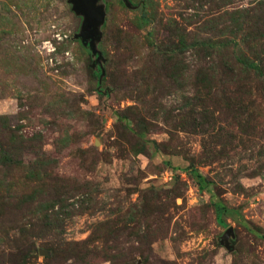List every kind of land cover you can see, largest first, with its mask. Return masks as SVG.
Returning <instances> with one entry per match:
<instances>
[{
    "label": "rangeland",
    "instance_id": "obj_1",
    "mask_svg": "<svg viewBox=\"0 0 264 264\" xmlns=\"http://www.w3.org/2000/svg\"><path fill=\"white\" fill-rule=\"evenodd\" d=\"M128 1L0 0V264H264V0Z\"/></svg>",
    "mask_w": 264,
    "mask_h": 264
},
{
    "label": "water",
    "instance_id": "obj_2",
    "mask_svg": "<svg viewBox=\"0 0 264 264\" xmlns=\"http://www.w3.org/2000/svg\"><path fill=\"white\" fill-rule=\"evenodd\" d=\"M123 1L128 7H131L128 0ZM70 3L73 5V10L76 14L84 17L83 30L79 37L82 39L84 45L89 47L93 55L97 57L96 65L101 64L103 57L97 49L96 43L100 39L99 27L104 22L106 16L104 7L100 5V0H70ZM103 75L104 72H102ZM232 234V229L226 232L222 240L224 246L229 247V239Z\"/></svg>",
    "mask_w": 264,
    "mask_h": 264
}]
</instances>
